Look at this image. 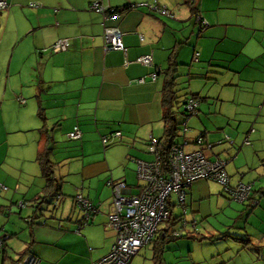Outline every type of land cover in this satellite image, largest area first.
Wrapping results in <instances>:
<instances>
[{
    "label": "crops",
    "instance_id": "1",
    "mask_svg": "<svg viewBox=\"0 0 264 264\" xmlns=\"http://www.w3.org/2000/svg\"><path fill=\"white\" fill-rule=\"evenodd\" d=\"M7 1L11 7L0 11V197L5 200L0 213L7 216L6 222L11 217L24 219L15 228L22 231L21 242L24 248L29 245L28 253L39 256L42 264H91L110 251L116 234L108 226L112 192L107 182H124L131 194L140 191L142 184H133L135 159H153L147 144L150 136L159 140L164 133L161 91L166 70L171 56L178 61L187 38L191 39L192 61H202V71L215 67L214 81L218 84L221 79V83L214 112L200 105L210 98L190 88L181 107L189 97L199 104L194 114L179 117L176 112L180 128L176 141H188L185 150L193 151L198 149L194 139L203 135L212 144L207 156L228 161L231 184L252 182L253 196L259 199L258 205L263 203L264 190L256 189L254 175L264 180V0H196L197 14L208 24L203 30L195 14L182 7L185 0H155L173 17L142 6L154 0ZM93 2L115 8L121 15L103 20L89 10ZM104 25L123 32L125 52L104 51ZM61 38L70 40L69 48L53 53L51 45ZM144 55L151 56L150 65L136 62ZM201 115L212 116L203 130L193 120ZM251 119L242 138L240 125H229ZM74 128L80 130V139L66 136ZM116 131L119 137L102 142V136ZM246 136L249 145L242 143ZM49 143L54 176L67 180L71 199L64 202L59 194L56 210L61 215L46 212L37 218L34 211L27 212L28 199L40 198L44 192L40 169L42 179L36 174V157ZM2 185L7 190H1ZM77 193L87 196L97 208L86 223L73 200ZM220 196L216 182H193L187 190L186 215L198 221L212 216L218 201L226 199L220 200ZM254 208L245 205L247 217ZM172 215L181 216V209L174 207ZM26 230L29 239L24 236ZM0 236H6L1 250L13 235L0 225ZM262 236L261 240L252 236L248 240L264 241V233ZM153 246L147 243L140 254L144 261L135 258L134 264H153L147 261L152 260ZM166 248L164 243V253Z\"/></svg>",
    "mask_w": 264,
    "mask_h": 264
},
{
    "label": "built area",
    "instance_id": "2",
    "mask_svg": "<svg viewBox=\"0 0 264 264\" xmlns=\"http://www.w3.org/2000/svg\"><path fill=\"white\" fill-rule=\"evenodd\" d=\"M142 6L159 15L173 17L166 7L159 6L155 0L143 3ZM10 7L11 4L7 0H0V11L8 10ZM89 10L99 13L103 20L121 15L117 9L107 8L100 2L91 3ZM196 21L199 22L200 27L206 25V22L199 16L196 17ZM102 38L104 51H126L122 39L123 32L118 27L104 25ZM69 46L70 40L61 38L51 45L50 50L53 53L65 51ZM197 56L198 53H195L194 60H197ZM136 62L150 65L151 56L138 57ZM19 100L24 102V99ZM198 104L197 100L189 97L184 101L182 107L187 113L194 114ZM67 136L71 140L80 139L81 132L78 128H74ZM110 136H120V132H113ZM225 137L228 139V136ZM101 138L106 143L109 136ZM195 143L200 148L194 151H185L186 142L176 143L170 147L167 158L169 171L167 175H164L161 171L158 139L150 136L147 151L153 155V160L135 159L136 176L142 184L140 192L131 194L130 191H127L124 182H112L111 180L107 182L112 192L108 225L115 231L116 239L110 251L91 264H130L131 258L154 235L157 225L168 218L166 198L171 192H175L183 204L186 198V188L193 181L212 179L223 186H228L229 177L225 170L227 161L208 158L206 152L211 148V144L205 142L202 135L195 139ZM244 144L249 145V140L245 139ZM1 190L5 191L7 187L2 185ZM251 190V183L239 182L232 191V198L243 202L249 198ZM73 200L83 213V223H86L91 214L97 212L94 204L82 193H77ZM21 206H23L22 203ZM174 235L177 236L178 233L175 232ZM5 238L6 236H0V247ZM17 264H42V261L36 254L27 253Z\"/></svg>",
    "mask_w": 264,
    "mask_h": 264
},
{
    "label": "rangeland",
    "instance_id": "3",
    "mask_svg": "<svg viewBox=\"0 0 264 264\" xmlns=\"http://www.w3.org/2000/svg\"><path fill=\"white\" fill-rule=\"evenodd\" d=\"M182 7L189 9V5L185 1L182 2ZM190 41L191 39L187 38L186 43H182L181 54L179 55V57H177L178 61H176L174 55L175 66H170L171 68H176V71L172 73V75H174L175 77L174 90L176 99L173 109L178 112L177 114L179 115V117H183L181 114L186 115V113L183 112L180 104L185 95L189 93L190 88L192 90H200L201 97L207 96L210 98L207 101H202L200 105L206 106L212 112H214L218 107V105H216V97L218 95L217 93H219L220 90L219 85L221 83V79L218 84H216V82L214 81L217 76L215 75V67H209L211 70L207 69L202 71L201 65L203 66L204 63L202 61H192L191 48L189 43ZM185 44H189V46H186ZM179 47L180 45L177 44L176 48L179 49ZM179 63L180 65H178ZM188 69H190L189 75ZM222 73H224V71ZM227 104L229 103H224V105ZM202 113L205 112L202 111ZM201 116L202 117H195V119L193 120H196V123L198 124L196 128L203 130L204 125L212 122V116ZM190 118L191 117H189V119ZM252 120L253 119L245 121L242 120V122L238 124L235 121H231L229 125L231 127L233 126L234 128L237 125H240V138H242V134H244L246 130H248L251 126L250 122ZM224 133L229 135L227 132ZM178 139L179 135H177L176 137V140ZM50 146L51 144L49 143L48 148H50ZM38 173L39 167L36 174L38 177H40V174L38 175ZM39 179L42 178L40 177ZM61 179H58L61 182L59 193L63 195L64 202H68L71 199L70 185L67 180ZM133 182V184H137L138 179L136 176L134 177ZM139 183L141 184L140 181ZM254 183L258 191L260 190V187L264 190V180L262 178H257L254 175ZM33 187L36 188L37 185H34ZM23 189L24 188H22V190ZM38 191H40V187H38ZM40 196L42 198L40 197L28 199V202L30 204L27 210L28 214L34 211L32 214H36L37 218H39L46 212H53L54 214L59 212L57 216L61 215L60 210H56V207H58L56 206L58 199L56 198L57 195L55 194V192H43L40 193ZM221 196L220 200L224 198L226 199L224 200V202L218 201L219 203H217V209L215 207L213 208L212 216L205 219H200L199 221L198 218H196L197 223L195 224V226H191L188 229H181L180 225L177 224L176 226H174L173 230H179V232L184 235L186 233V229L192 231L195 228V233L198 236H208V234L210 233V235H218L222 233V237L213 240L212 242H209L208 240L197 241L189 237H180L174 241H170L167 243L165 253L163 252L165 264H264V241H260V238L263 237L262 233H264V201L262 204L255 206L253 210L256 211L252 213V215H249V217H247V215L249 214V210H244L246 204L227 200L226 195L222 192ZM4 202L5 200L1 199L0 197V207L4 204ZM229 203L231 205H229ZM18 212L19 211H15V213ZM241 212H244V216L242 217H240ZM0 217L2 219L0 225H2L7 232L13 235L12 238H10L9 241L6 242L5 248L12 257H17L18 253L21 252L24 248V245L21 242L23 241V238L21 237L22 231L18 228H15V226L17 222L19 225H21L24 219L11 217L10 221L6 222L5 220L7 219V216L5 214L0 213ZM186 218L187 220L190 219L188 215H186ZM166 222L159 224L158 228L160 226L167 225ZM24 236L29 239L27 230ZM250 236H252L253 238H259L260 240H258L257 243H254L248 240L252 239L250 238ZM140 254L141 253L133 257L131 264H134L135 258H141L142 261H144L143 257L140 256ZM147 261L149 263L152 260L148 258Z\"/></svg>",
    "mask_w": 264,
    "mask_h": 264
},
{
    "label": "trees",
    "instance_id": "4",
    "mask_svg": "<svg viewBox=\"0 0 264 264\" xmlns=\"http://www.w3.org/2000/svg\"><path fill=\"white\" fill-rule=\"evenodd\" d=\"M185 2L189 5V9L191 10V12L193 14H195V20H196V17L199 16L197 14L196 0H185ZM199 17L201 18V16H199ZM201 19H203V18H201ZM198 23L199 22H197V24ZM207 25L208 24L206 22L205 26H202V27L199 26V28L201 30H203V29H205L207 27ZM170 66H175L174 55L171 56L170 65H169V68H167V70H166V78H165L164 85H163V88H162V91H161L162 122H163V126H164V133H163L162 137H160L159 140H158V147H159V151H160V155H161V171H162V173L164 175H167L168 171H169V163H168V160H167L168 151H169V149H170V147L172 145L178 143L176 141V137H177V135H179L178 132L180 130V128L178 130V124H177V121H176V115H175L176 114V110L173 109L174 105H175V102H176V99H175V90H174V85H175L174 78L175 77H174V75H172V73H174L176 71V68H171ZM184 112L186 114H189L186 111H184ZM39 117L43 118V115H42L41 111H39ZM40 132L43 133V134H46V131H45L44 128H41ZM110 137H119V136H110L109 135V138ZM109 138H108V140H109ZM203 138H204V136H203ZM195 139H194L193 142L199 149L200 146H198L195 143ZM224 139L228 141L230 138L228 137V139H227L226 137H224ZM245 139H248V136H246L244 138V140L242 142L243 145H246V144H244ZM102 142H103V140H102ZM187 143H188V141H187ZM208 144H211V143H208ZM211 148H212V144H211ZM184 149H185V147H184ZM209 150H207V151H209ZM49 152H50V149L48 148V146H45V144H44L42 149L37 154L36 162H37V164L39 166V169H40V175L45 180V185L43 187L44 192H46V193L49 192V191L51 193L55 192V194L58 196L60 194L59 193V189H60V186H61V182L58 179H56L55 176H54V170H53V164L54 163L52 162V160L49 157ZM209 159L210 160L222 159V160L227 161L226 159L218 158V157L215 158V159H211V158H209ZM227 164H228V161H227ZM227 164H226V166H227ZM225 170H226V167H225ZM135 171H136V168H135ZM227 175H228V173H227ZM228 177H229V175H228ZM200 180H211V181L216 182L221 187V192L225 193L228 196L229 200H232V201H236V200H234L232 198L233 197L232 191L236 188V186H237V184L239 182H243L242 180H239L234 185H232L231 181H230V177H229L228 186H223L219 182H217L215 180H212V179H200ZM196 181H198V180H196ZM193 182H195V181H193ZM192 183H190L187 186L186 191H185L186 195H187V190H188L189 186ZM246 183H251V185H252L251 195L249 196V198L247 200H245L243 202H239V203L246 204V206H249V207L253 208V207H255V206H257L259 204V199L257 197H255V196H253V194L255 193L254 187H253L254 186L253 183L252 182H246ZM57 199L59 200V198H57ZM236 202H238V201H236ZM166 203H167V210L169 212V216L163 222L167 221L166 223L170 224V226L168 227V229L165 228V230L163 229L162 232H160L161 230H158V225L162 224L163 222L159 223L157 225V228H156V231H155L154 235L147 242V243L152 242V244H154V246L152 248V253H153L152 261H153V264H163L162 254H163V249H164V243H168L171 240H176V239H178L180 237H189V238H193V239H196V240L207 239L209 241H213V240H216V239H219V238L222 237V235H221L222 233H220L218 235H212V236H196L195 235L196 234L195 233V228L192 231L187 230L189 228V226L190 227L191 226H195V224L197 223V219L195 217H191L189 220H187V218H186V209H187L186 208V198H185L184 203L181 204L177 194L175 192H171L166 198ZM174 207H178L179 209H181V211H182V215L181 216L174 217L172 215V209ZM177 224L180 225L181 229L187 228L186 229V233L184 235L181 234V232H179V230H173L174 226H176ZM175 232L178 233L177 236L174 235ZM115 239H116V236H115ZM146 244H144L140 248V250L136 253V255L142 252L143 247ZM28 251H29V245H27L21 252H19L17 257H12L11 254L8 253L7 249L5 247H3L0 250V264H17L28 253ZM132 260H133V257L131 258L130 264H131Z\"/></svg>",
    "mask_w": 264,
    "mask_h": 264
}]
</instances>
